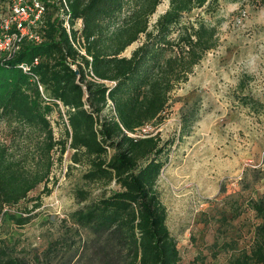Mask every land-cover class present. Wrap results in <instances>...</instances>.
Returning a JSON list of instances; mask_svg holds the SVG:
<instances>
[{"label": "trees", "instance_id": "1", "mask_svg": "<svg viewBox=\"0 0 264 264\" xmlns=\"http://www.w3.org/2000/svg\"><path fill=\"white\" fill-rule=\"evenodd\" d=\"M256 1L264 8V0ZM67 2L71 21L81 20L85 55L52 20L43 42H24L14 55L0 57V216L16 226L28 222L29 209L8 208L38 185L49 193L52 153L60 160L67 149L71 165L84 167L81 179L98 189L92 198L88 190L75 189L74 197L88 202L70 214L73 224L100 240L91 251L98 263L175 264L178 250L155 187L173 139L141 129L161 123L169 91L215 47L214 24L181 20L195 8L212 10L216 0H167L152 22L161 0ZM133 42L138 44L122 55ZM34 57L38 61L32 64ZM21 62L28 71L19 68ZM53 113L62 123L58 136L49 119ZM187 129L180 127L177 139ZM255 209L261 222L254 248L233 264H264V206ZM0 264L26 263L0 249Z\"/></svg>", "mask_w": 264, "mask_h": 264}, {"label": "rangeland", "instance_id": "2", "mask_svg": "<svg viewBox=\"0 0 264 264\" xmlns=\"http://www.w3.org/2000/svg\"><path fill=\"white\" fill-rule=\"evenodd\" d=\"M166 4L161 0L150 22ZM196 18L216 26L217 43L169 91L161 123L141 132L173 139L155 187L178 250L175 264H233L251 254L261 222L255 207L264 206V8L256 0H216L212 10L195 8L181 21ZM49 119L58 136L62 123L55 113ZM69 151L60 160L52 153L49 193L38 185L8 208L29 209L28 222L16 226L0 216V249L8 256L26 264H99L91 251L100 240L70 218L88 202L73 191L92 198L98 189L81 179L84 167L71 165Z\"/></svg>", "mask_w": 264, "mask_h": 264}, {"label": "built area", "instance_id": "3", "mask_svg": "<svg viewBox=\"0 0 264 264\" xmlns=\"http://www.w3.org/2000/svg\"><path fill=\"white\" fill-rule=\"evenodd\" d=\"M70 10L67 0H0V57L8 58L14 55L22 43L39 44L45 40L47 22L56 20L67 33L71 46L78 54L85 55L78 36L81 29V20L69 18ZM70 30L76 31L72 37ZM89 59V57H87ZM37 57L32 59V64L37 63ZM69 66L75 70L76 63L69 61ZM22 71H28L27 63H19ZM38 91L43 95L42 87L36 76L32 75ZM62 111L61 104L56 101ZM109 103V101H108Z\"/></svg>", "mask_w": 264, "mask_h": 264}]
</instances>
